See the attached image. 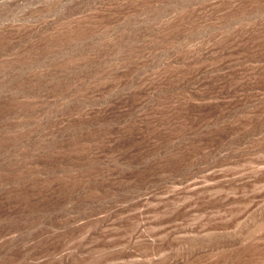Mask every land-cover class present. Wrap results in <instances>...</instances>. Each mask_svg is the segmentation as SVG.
Segmentation results:
<instances>
[{
	"label": "rangeland",
	"instance_id": "obj_1",
	"mask_svg": "<svg viewBox=\"0 0 264 264\" xmlns=\"http://www.w3.org/2000/svg\"><path fill=\"white\" fill-rule=\"evenodd\" d=\"M0 264H264V0H0Z\"/></svg>",
	"mask_w": 264,
	"mask_h": 264
}]
</instances>
